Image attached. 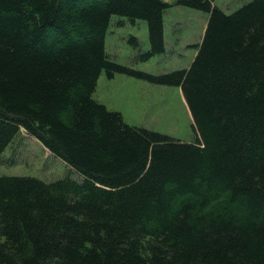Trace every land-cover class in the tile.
Listing matches in <instances>:
<instances>
[{
    "label": "trees",
    "instance_id": "1",
    "mask_svg": "<svg viewBox=\"0 0 264 264\" xmlns=\"http://www.w3.org/2000/svg\"><path fill=\"white\" fill-rule=\"evenodd\" d=\"M213 2L0 0V157L23 129L78 174L0 175V264H264V0ZM171 6L208 15L188 68L108 58L114 15L164 52ZM102 71L179 87L194 140L96 101Z\"/></svg>",
    "mask_w": 264,
    "mask_h": 264
},
{
    "label": "rangeland",
    "instance_id": "2",
    "mask_svg": "<svg viewBox=\"0 0 264 264\" xmlns=\"http://www.w3.org/2000/svg\"><path fill=\"white\" fill-rule=\"evenodd\" d=\"M168 3L174 0H164ZM249 0H214L213 4L229 14ZM207 13L185 7L171 6L163 14L164 52L146 61L138 55L148 50L146 22H130L112 16L105 37V51L116 63L154 75L186 69L192 62L207 23ZM137 44L133 45L130 38ZM93 98L109 110L122 114L126 123L156 131L183 142L195 138L193 120L181 90L177 86L156 85L117 73L108 79L102 71L97 79ZM78 174L44 148L23 129L0 157V175H27L51 181Z\"/></svg>",
    "mask_w": 264,
    "mask_h": 264
}]
</instances>
